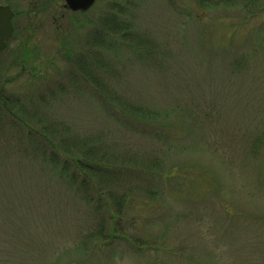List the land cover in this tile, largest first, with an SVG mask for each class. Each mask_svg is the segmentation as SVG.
Returning a JSON list of instances; mask_svg holds the SVG:
<instances>
[{"label":"rangeland","instance_id":"374dc122","mask_svg":"<svg viewBox=\"0 0 264 264\" xmlns=\"http://www.w3.org/2000/svg\"><path fill=\"white\" fill-rule=\"evenodd\" d=\"M63 4L0 0V264H264V0Z\"/></svg>","mask_w":264,"mask_h":264},{"label":"water","instance_id":"95a60500","mask_svg":"<svg viewBox=\"0 0 264 264\" xmlns=\"http://www.w3.org/2000/svg\"><path fill=\"white\" fill-rule=\"evenodd\" d=\"M64 6L73 12L87 11L96 0H63ZM13 13L8 6H0V50L5 48V37L12 32L11 17Z\"/></svg>","mask_w":264,"mask_h":264},{"label":"trees","instance_id":"16d2710c","mask_svg":"<svg viewBox=\"0 0 264 264\" xmlns=\"http://www.w3.org/2000/svg\"><path fill=\"white\" fill-rule=\"evenodd\" d=\"M253 15H251V14H248V17L250 18V17H252ZM76 148H78L77 150H75V152H77V154L78 153H80L81 152V150L83 149V147H76ZM65 154H68V153H65Z\"/></svg>","mask_w":264,"mask_h":264}]
</instances>
